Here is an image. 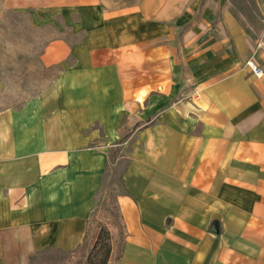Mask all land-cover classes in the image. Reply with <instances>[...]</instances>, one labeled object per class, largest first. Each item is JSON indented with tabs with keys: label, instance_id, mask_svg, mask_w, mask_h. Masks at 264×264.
Listing matches in <instances>:
<instances>
[{
	"label": "crops",
	"instance_id": "0c3cea01",
	"mask_svg": "<svg viewBox=\"0 0 264 264\" xmlns=\"http://www.w3.org/2000/svg\"><path fill=\"white\" fill-rule=\"evenodd\" d=\"M253 3L259 27L238 0H0L59 33L40 55L52 81L0 107V264L95 242L116 150L125 237L108 264H264Z\"/></svg>",
	"mask_w": 264,
	"mask_h": 264
},
{
	"label": "rangeland",
	"instance_id": "374dc122",
	"mask_svg": "<svg viewBox=\"0 0 264 264\" xmlns=\"http://www.w3.org/2000/svg\"><path fill=\"white\" fill-rule=\"evenodd\" d=\"M238 1L245 6V13L256 20V27H259L260 19L254 0ZM58 35L51 26L34 24L29 14L0 12V79L5 82V90L0 96V107L19 106L40 95L44 87L52 81L56 71L45 68L40 61V55L50 39ZM121 155L119 150L113 154L115 165L110 166L106 174V181L93 215L100 229L105 228L109 232V260L112 255L115 259L120 257L125 237L116 204V198L122 192L121 171L127 160L120 158ZM94 244L95 242L86 244L74 252H46L41 255L37 264H98V258L101 256H96Z\"/></svg>",
	"mask_w": 264,
	"mask_h": 264
},
{
	"label": "trees",
	"instance_id": "16d2710c",
	"mask_svg": "<svg viewBox=\"0 0 264 264\" xmlns=\"http://www.w3.org/2000/svg\"><path fill=\"white\" fill-rule=\"evenodd\" d=\"M108 236L109 232L105 228L100 229L93 248L96 252V256H101L100 258H98V260H100L98 264H108L109 262L111 244L108 242Z\"/></svg>",
	"mask_w": 264,
	"mask_h": 264
},
{
	"label": "built area",
	"instance_id": "2783aa9c",
	"mask_svg": "<svg viewBox=\"0 0 264 264\" xmlns=\"http://www.w3.org/2000/svg\"><path fill=\"white\" fill-rule=\"evenodd\" d=\"M253 72L258 76V77H262L264 75L263 70L261 69V67H259L258 65L254 64V62H249Z\"/></svg>",
	"mask_w": 264,
	"mask_h": 264
}]
</instances>
